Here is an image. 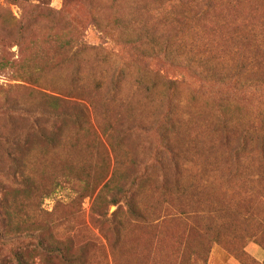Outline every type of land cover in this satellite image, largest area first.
<instances>
[{"label":"rangeland","instance_id":"rangeland-1","mask_svg":"<svg viewBox=\"0 0 264 264\" xmlns=\"http://www.w3.org/2000/svg\"><path fill=\"white\" fill-rule=\"evenodd\" d=\"M0 136V264H264V0H0Z\"/></svg>","mask_w":264,"mask_h":264},{"label":"crops","instance_id":"crops-1","mask_svg":"<svg viewBox=\"0 0 264 264\" xmlns=\"http://www.w3.org/2000/svg\"><path fill=\"white\" fill-rule=\"evenodd\" d=\"M248 251L255 256V258L261 262L264 261V249L256 244V243H251L248 247H247ZM239 264V263H238Z\"/></svg>","mask_w":264,"mask_h":264},{"label":"trees","instance_id":"trees-1","mask_svg":"<svg viewBox=\"0 0 264 264\" xmlns=\"http://www.w3.org/2000/svg\"><path fill=\"white\" fill-rule=\"evenodd\" d=\"M188 3H191V4H193L194 6H196V4L198 3V2H204V0H186ZM214 1H216V0H210V2H214ZM247 66V64H246V62H242V64H240V67L241 68H243V69H240V70H237L238 71V76H239V73L240 72H242L241 70H245L244 68ZM249 66H251V64L249 65ZM236 76H234V77H232V78H235ZM236 78H238V77H236ZM0 140L1 141H5L6 142V144H8L9 146H12L13 145V147H17L18 145H16V142H14V141H12L11 142V140H8V139H6V138H3V136H0Z\"/></svg>","mask_w":264,"mask_h":264}]
</instances>
